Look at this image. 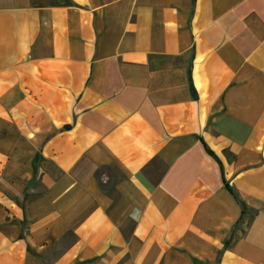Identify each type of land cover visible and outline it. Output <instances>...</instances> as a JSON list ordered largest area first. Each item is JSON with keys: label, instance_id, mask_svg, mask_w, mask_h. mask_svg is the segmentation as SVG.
I'll return each mask as SVG.
<instances>
[{"label": "crops", "instance_id": "0c3cea01", "mask_svg": "<svg viewBox=\"0 0 264 264\" xmlns=\"http://www.w3.org/2000/svg\"><path fill=\"white\" fill-rule=\"evenodd\" d=\"M0 264H264V0H0Z\"/></svg>", "mask_w": 264, "mask_h": 264}, {"label": "trees", "instance_id": "16d2710c", "mask_svg": "<svg viewBox=\"0 0 264 264\" xmlns=\"http://www.w3.org/2000/svg\"><path fill=\"white\" fill-rule=\"evenodd\" d=\"M227 188L232 192V189L230 188V186L227 184Z\"/></svg>", "mask_w": 264, "mask_h": 264}]
</instances>
